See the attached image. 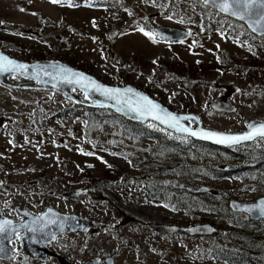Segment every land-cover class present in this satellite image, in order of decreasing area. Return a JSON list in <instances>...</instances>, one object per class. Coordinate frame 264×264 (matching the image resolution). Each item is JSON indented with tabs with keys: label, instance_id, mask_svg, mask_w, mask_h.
I'll return each instance as SVG.
<instances>
[{
	"label": "rangeland",
	"instance_id": "374dc122",
	"mask_svg": "<svg viewBox=\"0 0 264 264\" xmlns=\"http://www.w3.org/2000/svg\"><path fill=\"white\" fill-rule=\"evenodd\" d=\"M166 1L107 0L91 6L89 0H72L69 7L50 0H0V46L16 58L38 52L62 56L90 67L106 84L127 80L169 109L195 113L203 126L217 130L241 131L252 119H264V57L246 63L254 49L236 27L214 17L211 31L204 33L201 19L187 26L165 14ZM159 25L182 27L189 36L171 42L155 35L154 43L137 30L155 34ZM256 37L264 54V36ZM170 60L214 68L202 75H174L165 65ZM219 97L235 111L214 110L208 101ZM144 124L156 134H122L115 121L88 124L84 107L58 91L0 82V205L5 214L18 218V205L35 213L52 206L117 225L118 234L96 236L106 253L119 250L117 264H241L211 258L214 237L160 234L149 224L216 222L224 231L221 240L247 252L249 246L235 232L243 226L264 234V220L253 222L231 211L228 199L264 195V140L221 147L194 143L153 121ZM183 185L212 191L187 194ZM77 188L88 191L66 195Z\"/></svg>",
	"mask_w": 264,
	"mask_h": 264
},
{
	"label": "water",
	"instance_id": "95a60500",
	"mask_svg": "<svg viewBox=\"0 0 264 264\" xmlns=\"http://www.w3.org/2000/svg\"><path fill=\"white\" fill-rule=\"evenodd\" d=\"M217 2L219 3V0H217ZM206 6L216 10L220 14L232 18L233 20L242 22L246 26V28L254 35L264 36V28H261L259 25L254 24L247 18L241 20L238 17H234L228 13L221 12L219 7H214L211 4H208ZM154 32L158 38L171 42L183 40L189 36L188 30L171 25L156 26L154 28ZM0 55H3L11 60L16 61L19 64H24L26 66L25 69H22L19 72L0 75V82L6 86L16 89L36 88L55 90L63 94L66 99L70 100L78 106L110 110L111 112L121 116L122 118L135 123L144 124L146 123V121H153L159 124L161 127L174 132L175 134H186L194 140L206 142L211 145L231 147L249 143L254 140L241 141L238 144H222L216 142L215 140L204 139L202 136H191L187 132L178 131L177 128L169 126V124L164 123L163 120L168 119L167 114H172L178 118L188 117V119H180V126L188 128L191 131H211L225 135H243L251 130L249 127L250 125H259L261 123H264V119L255 118L248 123L245 130L232 132L217 130L212 127L203 126L202 120L197 114L192 112L173 111L158 99L152 97L147 92L132 84H106L100 81L93 74L80 68H76L66 62L50 59L26 61L9 55L1 48ZM77 73L82 74L85 79L78 81V77L73 75ZM16 75L24 77L28 80H14L13 76ZM69 80H71L72 82H68ZM93 81L103 88L120 89V93L105 95L101 91H97L95 89V87L92 85ZM127 89H131V91H126ZM75 90L82 92L85 95V98H83ZM142 97H146L148 100L152 101L153 104L159 105V108L149 110V107L146 106V102L142 99ZM208 103L216 111H235V106L228 99H225L223 97H219L215 100L210 99ZM156 116H160L161 119H156ZM194 123L196 125L195 127L193 126ZM2 184L3 181L2 179H0V185ZM187 189L196 194H204L210 190V187L200 186L195 188L192 186H187ZM87 191V188H77L67 191L66 195L78 196L86 193ZM261 201H264V195L250 201H241L234 198H229L228 207L233 212L247 214L250 220H264V215L249 213L248 211H246L247 208L257 205ZM16 212L21 217L20 220L6 215L2 206L0 205V220L6 219L12 221V226L6 228V231L4 233H0V247L5 249V252L2 254L3 258L5 259H10L14 256V252L12 251L10 242L15 239V235L18 232H21L20 239L22 242V248L26 253L38 258H45L47 257V255H49V253H51L47 251L45 246L53 240L52 237H56L58 234L66 233L69 231L83 232L87 229L105 230L113 227V225L110 223L97 221L79 215L77 213L61 212L52 206H47L43 211L37 214L24 206L18 205L16 207ZM49 220L55 221V223L49 224ZM34 221L35 223H33ZM22 224L28 225L30 228H35L36 231L33 232L26 228L20 227ZM13 227L16 229L15 232L12 231ZM150 227L153 231L160 234L173 235L176 233H182L185 236L193 238L216 237L223 234V230L218 228L211 222H198L188 225H181L157 221L152 222L150 224Z\"/></svg>",
	"mask_w": 264,
	"mask_h": 264
},
{
	"label": "trees",
	"instance_id": "16d2710c",
	"mask_svg": "<svg viewBox=\"0 0 264 264\" xmlns=\"http://www.w3.org/2000/svg\"><path fill=\"white\" fill-rule=\"evenodd\" d=\"M105 1L107 0H89L88 4L91 6H99L103 4ZM114 1H118V0H114ZM164 11L165 14H168L174 19H178L181 23H183V25H187V26L194 24L197 21V19H201L200 22L201 28L203 29L204 33H208L211 31L213 22L212 20L210 21V19L214 17H216V19L218 20L219 18H224L226 23H230L237 28L238 34H241L242 40L245 43L249 44L254 49L253 55L250 57L249 62L246 63L249 64L258 63L262 61V57H264V54L258 52L259 46L256 44L258 40H262L260 37H256V35L254 36V34L251 33L243 23L239 21H235L226 16H223L214 9L206 6L202 0H167L166 3L164 4ZM149 23L143 25L146 26L149 25ZM0 48L2 49V46H0ZM17 58L26 59V60L50 59L55 61L66 62L76 68H80L91 74H94L93 70L88 66L86 67L78 62L66 60L59 55L49 56L46 52H38L33 57L30 55L19 54ZM165 65L173 72L174 75L181 71L186 73L188 77L194 76V74L202 75L203 71L211 70L214 68V66L212 67V65L209 63L200 62L193 67L188 63H181L178 60H170L166 62ZM13 79L18 81L28 80L18 75L13 76ZM128 82L129 81L124 80L122 84H128ZM138 88L147 92L145 89L141 87ZM75 91L78 92L83 98H85V95L82 92L77 90ZM84 110L86 111L88 124L97 122L99 125H102L103 123L115 121L116 123H118L122 134H130V135L139 134V135H144L146 137H152L156 134V132H153V130L147 128L145 124L135 123L130 120L124 119L121 116L111 112L110 110L100 113L99 115H97V111L94 108L84 107ZM191 140L194 143L196 142L193 139ZM114 173L116 175L119 174V172H114ZM104 176H105L104 178H107L108 177L107 173ZM92 181L94 182V179H92ZM96 182H99V180H96ZM226 190H228V188H226L224 192ZM227 192L229 193V191ZM112 203H114V201ZM207 207L209 209L210 206ZM242 227L243 226H240L237 232H235V235L237 238L246 241V244L249 246V250L247 252L244 251L239 253V250L236 249L235 244L229 243L224 239L221 240L222 236H217L214 238L213 244L208 248L209 256L211 258L227 261L230 263L237 262L241 264H264V234H262L261 232L246 231L243 230Z\"/></svg>",
	"mask_w": 264,
	"mask_h": 264
},
{
	"label": "snow or ice",
	"instance_id": "6c2138e0",
	"mask_svg": "<svg viewBox=\"0 0 264 264\" xmlns=\"http://www.w3.org/2000/svg\"><path fill=\"white\" fill-rule=\"evenodd\" d=\"M50 2L52 4L66 3L69 7L74 6L72 0H50ZM203 2L205 5L211 4L214 7H219L221 12L228 13L234 17H238L241 20L247 18L254 24L259 25L261 28H264V0H219V3L217 2V0H203ZM21 10L23 11V9ZM169 19H171V17H169ZM137 30L152 39L154 43L157 42L154 33L146 32L143 28H138ZM25 67L26 66L24 64H19L14 60L0 55V75L7 73H16L22 69H25ZM73 75L78 77V81L85 79L82 74L77 73ZM68 82L71 83L72 81L69 80ZM92 85L97 91H101L105 95L120 93V89L103 88L102 86L96 84L94 81L92 82ZM126 91L130 92L131 89H127ZM142 99L146 102V106L149 107V110L159 108V105L153 104L152 101L148 100L146 97H142ZM167 116L168 119H164L163 122L169 124V126L171 127L177 128L178 131L187 132L191 136H202L204 139L215 140L216 142L222 144H238L241 141H252L257 138L264 140V123H261L259 125H250L249 127L251 130L243 135H225L211 131H191L188 128L180 126V119H188V117L178 118L172 114H167ZM156 119H161V117L156 116ZM9 143H11V141H9ZM85 154L93 155V153L91 152ZM246 211H248L249 213L264 215V201H261L259 204L247 208ZM33 223H35V221ZM48 223H55V221L49 220ZM10 226H12V221L6 219L0 220V233H4L6 231V228ZM20 227L26 228L33 232L36 231L35 228H30L25 224H22ZM12 231L15 232L16 229L13 227ZM52 239H55V237H52ZM4 252L5 249L0 247V258H3L2 254Z\"/></svg>",
	"mask_w": 264,
	"mask_h": 264
},
{
	"label": "flooded vegetation",
	"instance_id": "af4514ba",
	"mask_svg": "<svg viewBox=\"0 0 264 264\" xmlns=\"http://www.w3.org/2000/svg\"><path fill=\"white\" fill-rule=\"evenodd\" d=\"M221 15H223V14H221ZM223 16H225V15H223ZM180 28H182V27H180ZM223 98H225V97H223ZM225 99H227V98H225ZM182 188L187 190L185 192L187 194L194 193L192 191H189L187 189V186L183 185ZM211 191L212 190L210 188V190L208 192H206V194H211ZM16 207H15V212H16ZM26 208H28V207H26ZM39 213H37V214H39ZM72 213H74V212H72ZM241 214H244V213H241ZM17 215H18V213H17ZM245 215H247V214H245ZM15 219L20 220L21 217L18 215V218H15ZM258 221H261V220H258ZM158 222H160V221H158ZM255 222H257V221H255ZM211 223L216 225L218 228H220L219 225L216 224V222H211ZM150 224H149V226H150ZM104 232L111 233V234H113V233L118 234V226L113 225L112 228L105 229V230L87 229L86 231H83V232H81V231H69L66 233L58 234L55 237V239L50 241V243H48L45 246L47 251L51 252L45 258L44 257L38 258V257L29 255L28 253H26L22 248V242L20 239L21 232H18L15 235V239L10 242V245L12 247V251L14 252V256L10 259L0 258V260H1V262L18 261L20 264H117L115 256L119 250L116 252L106 253L105 250L103 248H100L97 244L99 242V240H97L96 236L99 234H102ZM223 233H224V231H223ZM83 235L88 236L89 238H82ZM173 235H184V234L176 233ZM222 235H219V236H222ZM17 237H19V238H17ZM15 241L17 242L16 246L13 245V242H15Z\"/></svg>",
	"mask_w": 264,
	"mask_h": 264
}]
</instances>
